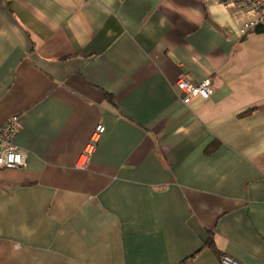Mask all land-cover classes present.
I'll use <instances>...</instances> for the list:
<instances>
[{"label": "crops", "instance_id": "crops-1", "mask_svg": "<svg viewBox=\"0 0 264 264\" xmlns=\"http://www.w3.org/2000/svg\"><path fill=\"white\" fill-rule=\"evenodd\" d=\"M238 26L207 0H0L27 152L0 168V264H264V36Z\"/></svg>", "mask_w": 264, "mask_h": 264}, {"label": "built area", "instance_id": "built-area-1", "mask_svg": "<svg viewBox=\"0 0 264 264\" xmlns=\"http://www.w3.org/2000/svg\"><path fill=\"white\" fill-rule=\"evenodd\" d=\"M211 3L231 8L234 18L238 21V33L244 35L251 31H257L264 36V0H207ZM180 99L187 104L194 98L208 99L213 93V85L210 77L198 82L179 78L176 81ZM19 129L17 116H12L0 126V168H23L26 165L27 152L19 148L15 143V137ZM104 131L102 124L96 125L85 148L79 154L76 166L84 169L93 153L96 143ZM220 264H242L228 254L220 257Z\"/></svg>", "mask_w": 264, "mask_h": 264}, {"label": "trees", "instance_id": "trees-1", "mask_svg": "<svg viewBox=\"0 0 264 264\" xmlns=\"http://www.w3.org/2000/svg\"><path fill=\"white\" fill-rule=\"evenodd\" d=\"M210 244H212V243H210Z\"/></svg>", "mask_w": 264, "mask_h": 264}]
</instances>
